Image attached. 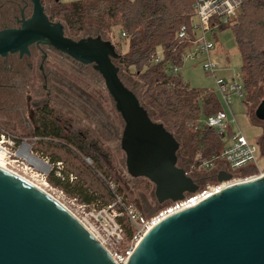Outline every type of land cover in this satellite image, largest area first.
<instances>
[{
	"label": "water",
	"instance_id": "water-1",
	"mask_svg": "<svg viewBox=\"0 0 264 264\" xmlns=\"http://www.w3.org/2000/svg\"><path fill=\"white\" fill-rule=\"evenodd\" d=\"M18 30L0 31V55L41 42L91 65L119 114L126 172L153 185L157 203L174 202L198 185L177 165L179 142L153 120L123 82L114 44L100 35L76 39L50 22L39 0ZM264 124V97L254 111ZM218 181L231 174L222 171ZM0 264H117L107 249L59 201L0 168ZM125 264H264V169L260 176L222 188L194 206L160 220L138 240Z\"/></svg>",
	"mask_w": 264,
	"mask_h": 264
},
{
	"label": "trees",
	"instance_id": "trees-1",
	"mask_svg": "<svg viewBox=\"0 0 264 264\" xmlns=\"http://www.w3.org/2000/svg\"><path fill=\"white\" fill-rule=\"evenodd\" d=\"M194 3L195 0H73L67 3L53 0L49 9L50 17L59 19L67 34L74 38L86 26L97 27L106 34L117 29L119 37L114 46L121 52V40H127L128 49L119 54L115 64L123 65L129 74L145 84L140 98L142 104L150 108L153 120L161 122L179 138L181 154L189 161L198 153L208 158L223 148L216 130L197 128L201 117H210L221 109L217 95L189 86L180 77V69L177 72L165 69L166 64L180 67L188 42L180 39L178 33L182 27L187 32L190 30ZM224 28L231 29L241 57L243 98L246 102L253 101L264 80V0H240L235 18L229 24L218 26V30ZM158 48L162 53L160 58ZM32 136L33 145L40 147L51 167L45 176L47 183L80 203L99 208L118 198L121 205L116 207L122 214L116 219L123 229V240H131L134 228L124 213L127 206L122 190L110 172L108 156L99 142L89 132L74 129L68 118L48 104L34 113ZM142 182L146 187L149 184Z\"/></svg>",
	"mask_w": 264,
	"mask_h": 264
},
{
	"label": "rangeland",
	"instance_id": "rangeland-1",
	"mask_svg": "<svg viewBox=\"0 0 264 264\" xmlns=\"http://www.w3.org/2000/svg\"><path fill=\"white\" fill-rule=\"evenodd\" d=\"M60 1L67 3L73 0ZM48 8H50V5H48ZM193 21H196L194 17ZM95 35H100L103 39L110 40L112 43L119 37L116 28L113 29L111 34H106L97 27L86 26L84 31L75 36V38ZM206 37L214 45L212 60L217 65L214 75L217 78H224L226 81H230L234 73H241L242 61L237 52L231 29L224 28L208 31L206 32ZM115 49L119 54L126 52L128 41L121 40V52L116 47ZM161 55V49L158 48L157 57L160 58ZM50 61L57 62L59 66L56 69L55 78L48 83V92H50L51 96L48 106L56 113L68 118L74 129L81 132H89L90 136L99 142L103 152L108 156L110 172L119 182L127 209H132L139 217L147 219L158 213L164 206L162 203L156 202L152 183L144 178H132L126 172L124 154L119 145L123 123L119 114L114 109L113 102L107 94L100 75L92 69L91 65L77 64L65 57H54ZM49 64L52 66L51 63ZM117 66L119 67V75L125 85L140 100L145 84L134 75L129 74L123 65L117 64ZM180 77L191 87L206 89L218 94L214 78L204 72L200 59L193 61L184 60L180 66ZM43 95L45 94L43 93ZM263 97L264 80L260 83L259 91L255 98L260 100ZM5 101V108L0 111V132L5 131L12 134L19 141L24 140L30 148L32 146V150L30 149L31 154L48 165L41 151H39L40 147L33 145L35 139L32 136L33 119L30 117V112L32 111L31 102L29 103L25 99H8ZM30 101L37 100L30 99ZM253 102L254 100L246 102L245 98L240 99L233 96L230 109L225 106L221 108L225 113V119L231 131L239 129L247 141L260 146L261 151L259 152V149H257L255 161L249 165L250 168L259 169H248L246 171L248 173V171L255 170L254 174L259 175L264 169V124L254 117L256 105ZM144 107L148 110L150 109L146 105ZM205 119L201 117L199 119L200 124H204ZM173 135L175 136L174 133ZM175 138L179 142L177 164L182 166L192 179L197 180L198 188L204 187L206 183H215V179L210 177V169L197 171L190 166L187 162L188 157L181 154V142L179 138L177 136ZM222 142L224 143V140ZM86 162L90 163V161ZM218 163H220V160L215 162V164ZM25 165V160L22 164H14L13 171L18 176L45 190V192L59 201L73 215H81V209L78 207L80 202L76 198L67 196L59 189L50 186L46 180L44 181V171L48 172L50 168L41 170L30 164L29 166ZM238 172L239 170L232 173L237 174ZM69 178L71 180L72 176L70 175ZM142 180L149 183L147 187ZM113 186L114 184L111 182L110 187L112 188ZM131 245H133V242L125 238L118 245L113 246L111 244L106 246V248L110 252H123L126 247Z\"/></svg>",
	"mask_w": 264,
	"mask_h": 264
},
{
	"label": "built area",
	"instance_id": "built-area-1",
	"mask_svg": "<svg viewBox=\"0 0 264 264\" xmlns=\"http://www.w3.org/2000/svg\"><path fill=\"white\" fill-rule=\"evenodd\" d=\"M239 6L240 0H195L193 17L196 21L194 22L192 20L188 32L182 27L178 33L180 39H187L188 42V47L181 56L180 66L184 60L193 61L200 59L204 72L214 78L218 93L215 94L220 101L221 107L225 106L228 109H230L233 96L240 99L244 97L242 74L240 72L234 73L230 81H226L224 78H217L214 75V70L217 66L212 60L214 45L207 39L206 32L216 30L220 25L229 24L237 15ZM165 69L167 71L177 72L180 67L178 65L166 64ZM225 118V113L221 108L214 115L207 117L204 124H200L198 120V129L199 127L205 126L216 130L218 137L224 140L223 148L220 152L208 158H204L198 153L189 161V164L197 171L214 168L230 173L231 177L224 181L206 183L204 187L198 188L194 193L186 194L183 199L169 202L158 213L148 219L139 217L132 209H124L125 215L134 228V235L131 239L133 245L129 246L124 252H110L106 248V246L111 244L116 246L123 241V229L116 219L122 214V212L117 211L116 207L117 205H121L120 200L116 198L111 204L100 208L94 205L79 204L78 207L81 209V215L74 216L107 249L117 264L126 263L129 254L138 240L149 228L160 220L194 206L201 199L208 197L206 195L215 189H219L224 185L229 186L243 182L261 175V173L259 175L254 174L255 170H253L254 172H246L248 169H259L250 168L249 166L255 161L257 149L260 152L259 145L257 146L247 141L239 129L237 131H231ZM23 147H27V152H30V146L24 140L18 141L8 132H0V159L7 169L13 171L14 164H22L24 162ZM85 160L90 161L88 158H85ZM219 160L220 163L215 164ZM25 164L29 166L26 161ZM57 165H60V163H57ZM242 167L245 168L241 170L240 168ZM47 168L51 169L49 164ZM237 170H239L237 174L232 173ZM48 172L44 171V181Z\"/></svg>",
	"mask_w": 264,
	"mask_h": 264
},
{
	"label": "flooded vegetation",
	"instance_id": "flooded-vegetation-1",
	"mask_svg": "<svg viewBox=\"0 0 264 264\" xmlns=\"http://www.w3.org/2000/svg\"><path fill=\"white\" fill-rule=\"evenodd\" d=\"M51 1L53 0H39L43 14L50 22L63 24L55 17H50L48 5ZM33 11V0H0V31L20 29L32 17ZM63 29L65 36L76 39L67 34L64 24ZM54 57L70 59L52 47L37 41L28 44L25 49L0 55V111L5 108V100L25 99L32 104L30 117L33 119L34 113L50 101L48 83L55 78L56 69L59 66L57 62L50 61ZM72 61L79 64L77 61ZM30 99L37 101H30ZM260 100L255 98L253 103L257 106ZM187 162L189 163V160ZM179 167L182 168V166ZM209 172H211L210 177L218 181L222 171L213 168Z\"/></svg>",
	"mask_w": 264,
	"mask_h": 264
},
{
	"label": "bare ground",
	"instance_id": "bare-ground-1",
	"mask_svg": "<svg viewBox=\"0 0 264 264\" xmlns=\"http://www.w3.org/2000/svg\"><path fill=\"white\" fill-rule=\"evenodd\" d=\"M23 157H24L25 161H26L28 164L34 166L35 168H38V169H41V170H45V169L47 168L46 163H44L42 160H40L38 157L34 156V155L31 154L30 152H27V147H23ZM3 164H4V163H3L2 160L0 159V168H4V169H6V170H8V171H10V172H12V173H14L15 175H18L17 173H15V172H13V171L7 169ZM252 179H255V178L253 177V178H250L249 180H252ZM28 182H29V181H28ZM31 184H33V183H31ZM33 185H34V184H33ZM35 186H36V185H35ZM224 186L226 187V185H224ZM224 186H222V187H224ZM229 186H230V185H229ZM36 187H38V186H36ZM222 187L219 188V189H215V190H213L211 193L207 194L206 196H210V195H212V194H214V193L220 191V190L222 189ZM38 188H40V187H38ZM40 189L43 190L42 188H40ZM43 191H45V190H43ZM199 199H201V198H199Z\"/></svg>",
	"mask_w": 264,
	"mask_h": 264
}]
</instances>
